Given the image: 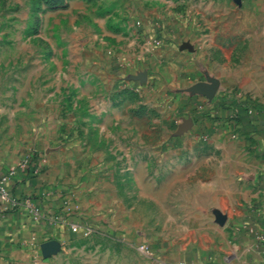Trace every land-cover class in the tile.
Instances as JSON below:
<instances>
[{"label":"rangeland","instance_id":"1","mask_svg":"<svg viewBox=\"0 0 264 264\" xmlns=\"http://www.w3.org/2000/svg\"><path fill=\"white\" fill-rule=\"evenodd\" d=\"M196 76L227 83L220 113L183 105ZM263 81L264 0H0V140L37 163L60 218L91 229L42 243L61 252L46 264H180L209 247L223 228L205 226L201 166L163 144L263 156Z\"/></svg>","mask_w":264,"mask_h":264},{"label":"crops","instance_id":"2","mask_svg":"<svg viewBox=\"0 0 264 264\" xmlns=\"http://www.w3.org/2000/svg\"><path fill=\"white\" fill-rule=\"evenodd\" d=\"M197 82L202 86L197 93L184 96L183 105L190 101L185 108L191 113L206 109L220 113L219 98L214 90L219 86L223 90L227 83L196 76L193 83ZM207 124L208 130H223L219 123L213 124L208 117ZM160 143L155 141L154 157H161L162 149L166 147H183L190 154L189 163L201 166L199 189L208 196L201 200L208 212L205 226L208 228L214 223L223 228L217 234L201 236L200 242L211 245L191 251L186 261L195 264H264V155L252 154L245 142L216 137L185 139L177 141L176 145L168 140L162 149ZM15 148L14 139L0 140V178L10 169H17L9 181L10 190L21 198L31 196L41 209L42 217L36 220L26 209L6 207L0 202V264H30L31 261L46 264V259L57 258L61 252H55L52 257L53 253L40 249L41 244L47 246L54 239L62 241L65 235L74 236L69 224L75 222L70 217L55 221L54 217L65 214L67 208L59 202V194H52L53 186L45 181L46 176H36L20 165L25 152Z\"/></svg>","mask_w":264,"mask_h":264},{"label":"built area","instance_id":"3","mask_svg":"<svg viewBox=\"0 0 264 264\" xmlns=\"http://www.w3.org/2000/svg\"><path fill=\"white\" fill-rule=\"evenodd\" d=\"M250 111H253L251 109ZM41 164L44 163V159L42 158ZM30 164L29 160H24L21 162V166L23 168H26ZM16 173V169H10L7 174L3 175L0 178V202L7 206H12V207H22L26 209L31 216H33L34 219L38 220L39 218L42 217V212L41 209L32 201L31 196H25L23 198L16 196L9 187V181L11 177ZM35 174L40 173V169L38 165L34 169ZM55 221H64L63 218H60L59 216L54 217ZM69 228L71 232L75 234H82L84 236L88 235L91 232L90 228L82 227L78 223H70ZM180 264H195L189 261H181Z\"/></svg>","mask_w":264,"mask_h":264},{"label":"trees","instance_id":"4","mask_svg":"<svg viewBox=\"0 0 264 264\" xmlns=\"http://www.w3.org/2000/svg\"><path fill=\"white\" fill-rule=\"evenodd\" d=\"M249 105H252L253 108L255 107V104L248 103ZM247 109V108H246ZM256 111V108L254 109ZM37 166L36 162H31L26 168H24L26 171H32L34 172L35 167Z\"/></svg>","mask_w":264,"mask_h":264},{"label":"water","instance_id":"5","mask_svg":"<svg viewBox=\"0 0 264 264\" xmlns=\"http://www.w3.org/2000/svg\"><path fill=\"white\" fill-rule=\"evenodd\" d=\"M215 90H216V89H215ZM215 90H214V91H215ZM210 97H211V95H210Z\"/></svg>","mask_w":264,"mask_h":264}]
</instances>
